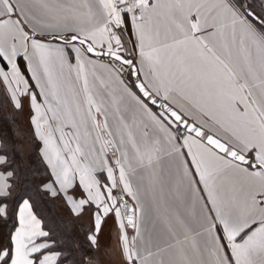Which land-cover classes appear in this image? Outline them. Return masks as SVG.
I'll use <instances>...</instances> for the list:
<instances>
[{
  "label": "snow or ice",
  "instance_id": "snow-or-ice-1",
  "mask_svg": "<svg viewBox=\"0 0 264 264\" xmlns=\"http://www.w3.org/2000/svg\"><path fill=\"white\" fill-rule=\"evenodd\" d=\"M0 264H264V0H0Z\"/></svg>",
  "mask_w": 264,
  "mask_h": 264
}]
</instances>
